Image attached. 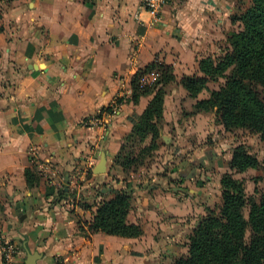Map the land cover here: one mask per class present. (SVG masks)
<instances>
[{"label": "crops", "instance_id": "obj_1", "mask_svg": "<svg viewBox=\"0 0 264 264\" xmlns=\"http://www.w3.org/2000/svg\"><path fill=\"white\" fill-rule=\"evenodd\" d=\"M139 2H0V233L16 246L17 264L27 251L41 255L38 264H167L187 251L185 235L214 205L207 170L221 175L228 154L212 155L206 138L215 114L193 112L207 91L192 97L179 78L199 73L198 58L238 28L231 17L242 0H169L157 15ZM153 61L171 65L177 80L164 100L159 161L141 168L140 186L132 187L127 220L143 233H91L79 220L92 211L78 203L98 188L132 184L113 157L152 94L103 113V127L83 121L115 96L129 97L131 77ZM103 153L106 171L96 174ZM27 168L38 176L31 187ZM63 187L70 195L61 197Z\"/></svg>", "mask_w": 264, "mask_h": 264}, {"label": "trees", "instance_id": "obj_2", "mask_svg": "<svg viewBox=\"0 0 264 264\" xmlns=\"http://www.w3.org/2000/svg\"><path fill=\"white\" fill-rule=\"evenodd\" d=\"M232 21L239 22V28L229 32L220 52L198 58L199 73L183 74L179 82L192 97L197 98L202 91L208 93L197 98L193 112H212L224 130L244 128L264 140V0H252ZM152 70L158 73L156 81L144 84L143 76ZM176 80L172 66L158 61L131 77L132 93L126 100L136 103L143 95L152 97L113 157V167L118 166L124 174L146 165L158 149L164 118V86ZM210 82L217 83V87H210ZM259 165L257 156L244 144L234 146L230 171L222 173L219 179L220 204L206 208L188 236L187 252L171 264H264V190L258 198L248 196L244 180L234 176ZM24 176L30 187L38 179L31 168L25 170ZM59 193L61 197L70 195L65 187ZM132 193L130 183L119 189H96L95 196L79 201L83 209L92 211L89 221L79 222L91 233L141 236L142 225L127 220Z\"/></svg>", "mask_w": 264, "mask_h": 264}, {"label": "rangeland", "instance_id": "obj_3", "mask_svg": "<svg viewBox=\"0 0 264 264\" xmlns=\"http://www.w3.org/2000/svg\"><path fill=\"white\" fill-rule=\"evenodd\" d=\"M241 3L243 5L240 6L239 10L237 12H235L232 15V17L239 15L242 11H244L246 8H248L251 5L252 0H242ZM232 17H231V19H232ZM237 23H239V22H237ZM223 46H224L223 44H220L218 46L215 45L211 49V51L220 52V48L223 47ZM206 55H208V53ZM206 55H204V56H206ZM201 57H203V56H201ZM153 76L158 77V73L157 72L156 73L155 72L154 73L153 72H149V73H147V75L145 74L143 76V83L144 84H152L153 82H155L156 78H155V80H152ZM171 83H173V82H169V83H167L164 86L165 97H166V94H167V91H168V84H171ZM209 85L212 88L217 87V83H215V82H210ZM262 94H263V97H264V91H263ZM165 97H164V100H165ZM209 117H210L209 118L210 120L206 119V121H208V120L210 121V130H209V133H208L206 138H207L208 144H210V146L213 149L212 155L215 154V151H221L222 154H228L227 156L225 155V157H226V159H229V161H230L231 155H232V150H233L234 146L239 144V143H242L249 149V151L251 153L256 155L257 158L259 159V161H260L259 167L250 168V169H248V170H246L245 172H242V173H234V176L236 178H242L244 180V185H245V190H246L247 195L255 197V198H258L260 192L264 190V140H262L258 134L251 133V132H249L248 130H246L244 128H238V129H234L232 131H226V130H224L223 126L218 121H216V116L215 115L209 116ZM163 122H164V118H163ZM147 141H149V140H147ZM158 143H159V147H160V145H161L160 138L158 139ZM157 150H156L154 156L149 160V162L146 165L142 166L141 168H144L145 166L150 165L151 163H153L155 161H159V159H157L158 157L156 155L157 154ZM229 161H228V164H229ZM162 167H163V165H162ZM141 168H139L136 172H132V173L130 172V173H125L124 174L121 171L122 175L124 176V179H128L129 177H131L130 179L132 180V187L140 186L138 179L142 175V174H140V172H142ZM113 171H114V168L112 169V172ZM207 171H208V174H206V175H209V176L213 177L214 185H212V186H213L214 198H215L214 205L212 207H209V208H217V206L221 202V188L219 189V192L217 193L216 192V184L215 183L217 182V180L220 178L221 175L216 173L215 170H211L210 168ZM226 171H230L229 165H228V168L223 170L222 173H224ZM112 177L116 178L118 176H117L116 173L113 172ZM219 186H220V184H219ZM133 198H134V195H133ZM205 213H206V209L204 211V214ZM200 217H198V219ZM196 222L197 221H195V223L193 224V227L195 226ZM193 227H192V229H193ZM192 229H191V231H192ZM190 233L185 235L186 236L185 238H186L187 241H188V236H189ZM186 245H187V243H186ZM186 252H184V253H186ZM184 253H182V254H184ZM176 257L177 256H175L173 259L169 258L166 261V263L167 264H171Z\"/></svg>", "mask_w": 264, "mask_h": 264}, {"label": "built area", "instance_id": "obj_4", "mask_svg": "<svg viewBox=\"0 0 264 264\" xmlns=\"http://www.w3.org/2000/svg\"><path fill=\"white\" fill-rule=\"evenodd\" d=\"M168 1L169 0H140L138 7L140 9L149 10L154 15H157L161 11L162 7L168 3ZM155 78L156 76H153L152 80H155ZM142 82H143V78H142ZM125 99H126L125 94H120L115 96L107 107L100 109V111L97 114L85 118L83 124L103 127L106 123V120H103L102 114L103 113L106 114L107 117L115 115L119 111L120 106L122 102L125 101ZM87 168L88 169L84 171L86 173L91 171V167H87ZM0 249L3 254V264H17L15 260L17 254L16 246L12 242L6 240L1 233H0ZM58 264H64V263H62L61 261Z\"/></svg>", "mask_w": 264, "mask_h": 264}, {"label": "water", "instance_id": "obj_5", "mask_svg": "<svg viewBox=\"0 0 264 264\" xmlns=\"http://www.w3.org/2000/svg\"><path fill=\"white\" fill-rule=\"evenodd\" d=\"M106 171V154L103 153L101 155L100 161L97 165V167L94 169V173H104ZM41 255L37 252L30 253L27 251L25 257L23 258V261L25 264H38L37 260L40 259Z\"/></svg>", "mask_w": 264, "mask_h": 264}]
</instances>
